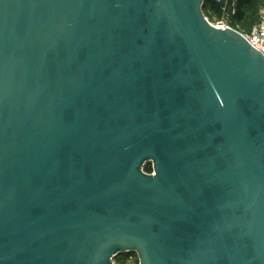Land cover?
<instances>
[{
	"label": "water",
	"instance_id": "1",
	"mask_svg": "<svg viewBox=\"0 0 264 264\" xmlns=\"http://www.w3.org/2000/svg\"><path fill=\"white\" fill-rule=\"evenodd\" d=\"M205 1L0 0V264H264V55Z\"/></svg>",
	"mask_w": 264,
	"mask_h": 264
},
{
	"label": "rangeland",
	"instance_id": "2",
	"mask_svg": "<svg viewBox=\"0 0 264 264\" xmlns=\"http://www.w3.org/2000/svg\"><path fill=\"white\" fill-rule=\"evenodd\" d=\"M237 0H229L227 3V6L225 10L222 8V14H213L211 10L208 8H203V14L208 19L210 23L213 25L219 26L221 23L228 25L229 27H232L239 32L243 34H248L251 32L253 27L261 21V19L264 18V0H254L253 5L251 9H248L246 11V19L244 21H240L237 23H234L231 20L230 14L235 12L234 6L236 4ZM147 164V163H146ZM151 171L152 172V165L151 163ZM143 170L146 171L145 166L143 167ZM148 172V171H146ZM114 264H120L119 261H114ZM126 264V263H125Z\"/></svg>",
	"mask_w": 264,
	"mask_h": 264
},
{
	"label": "trees",
	"instance_id": "3",
	"mask_svg": "<svg viewBox=\"0 0 264 264\" xmlns=\"http://www.w3.org/2000/svg\"><path fill=\"white\" fill-rule=\"evenodd\" d=\"M253 2H254V0H237L236 4L234 6L235 12L230 14L231 20L234 23L244 21L246 19L245 13L248 9H251ZM203 8H208L209 10H211V12L213 14H216V15L219 14L220 15V14H222V8L223 7L221 4L216 3L214 0H206L204 5H203ZM145 169L148 172L151 171V167H150L149 163H147L145 165ZM129 255L136 256L134 253H124V254L118 255L113 260L119 261L120 264H125V260ZM136 264H138V260L136 261Z\"/></svg>",
	"mask_w": 264,
	"mask_h": 264
},
{
	"label": "built area",
	"instance_id": "4",
	"mask_svg": "<svg viewBox=\"0 0 264 264\" xmlns=\"http://www.w3.org/2000/svg\"><path fill=\"white\" fill-rule=\"evenodd\" d=\"M216 3H219L222 5L223 9L225 10L227 3L229 0H214ZM219 27L225 28L229 27L226 24L221 23ZM243 34V33H242ZM243 36L246 38V40L256 49H258L263 55H264V18L261 19L259 23H257L250 33L243 34ZM137 257L134 255H129L125 263L126 264H136Z\"/></svg>",
	"mask_w": 264,
	"mask_h": 264
}]
</instances>
